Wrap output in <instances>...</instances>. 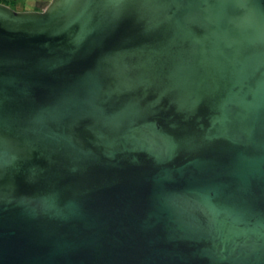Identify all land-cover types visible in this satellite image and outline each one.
Instances as JSON below:
<instances>
[{
  "label": "water",
  "instance_id": "obj_1",
  "mask_svg": "<svg viewBox=\"0 0 264 264\" xmlns=\"http://www.w3.org/2000/svg\"><path fill=\"white\" fill-rule=\"evenodd\" d=\"M0 264H264V0L0 2Z\"/></svg>",
  "mask_w": 264,
  "mask_h": 264
},
{
  "label": "rangeland",
  "instance_id": "obj_2",
  "mask_svg": "<svg viewBox=\"0 0 264 264\" xmlns=\"http://www.w3.org/2000/svg\"><path fill=\"white\" fill-rule=\"evenodd\" d=\"M16 11L33 10L36 6L44 8L48 0H0Z\"/></svg>",
  "mask_w": 264,
  "mask_h": 264
},
{
  "label": "trees",
  "instance_id": "obj_3",
  "mask_svg": "<svg viewBox=\"0 0 264 264\" xmlns=\"http://www.w3.org/2000/svg\"><path fill=\"white\" fill-rule=\"evenodd\" d=\"M49 1V0H48ZM47 1V2H48ZM1 2V1H0ZM1 3H3V4H5L4 2H1ZM42 8L41 7H38V6H36L35 8H33V10H41Z\"/></svg>",
  "mask_w": 264,
  "mask_h": 264
}]
</instances>
